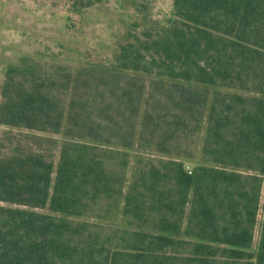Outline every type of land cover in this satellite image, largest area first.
<instances>
[{
	"label": "trees",
	"instance_id": "16d2710c",
	"mask_svg": "<svg viewBox=\"0 0 264 264\" xmlns=\"http://www.w3.org/2000/svg\"><path fill=\"white\" fill-rule=\"evenodd\" d=\"M146 77L182 121L206 119L209 164L196 181L178 164L167 189L153 167L123 192L107 162L125 166L127 153L106 146L132 145ZM70 90L54 162L47 134L61 130L60 97ZM0 96V126L29 132L0 142V264H264V216L256 251L248 249L264 173V0H172L167 23L121 45L110 65L73 78L24 57L6 67ZM157 109H144L139 141L157 133ZM120 197L125 216L156 212L154 229L79 219L98 199Z\"/></svg>",
	"mask_w": 264,
	"mask_h": 264
},
{
	"label": "rangeland",
	"instance_id": "374dc122",
	"mask_svg": "<svg viewBox=\"0 0 264 264\" xmlns=\"http://www.w3.org/2000/svg\"><path fill=\"white\" fill-rule=\"evenodd\" d=\"M172 15V0H91L85 8L74 9L68 0H0V83L7 66L16 64L27 57L44 68L62 65L73 78L83 75L84 70L108 66L113 62L121 45L145 32L155 33L163 27ZM226 92L225 89L221 90ZM233 91L230 89V92ZM69 92L61 95L65 109L59 133L47 134L56 141L49 150L50 158L56 162L59 145L66 138ZM213 90H210L211 99ZM241 93V92H240ZM2 100L0 96V101ZM209 105V102H208ZM207 105V107H208ZM146 107H157L160 127L153 137L139 141L140 120ZM178 112L166 103L159 102L152 90L149 77L136 118L135 136L131 146L121 148L110 144V148L127 153L125 166H118L119 158L108 160L109 167L116 169L123 177V192L127 191L139 176L150 168H156L165 175L164 187L172 185L171 175L178 164L191 172L195 181L198 169L209 164L202 156L201 148L205 133L206 119L182 121ZM206 112L204 113V115ZM11 136L25 141L26 130L0 126V142L6 143ZM36 135L44 134L34 132ZM7 147V144H4ZM45 147V146H43ZM253 174L254 171L243 174ZM260 178L258 210L252 227L253 238L250 251H256L264 216V173ZM190 199V194H189ZM122 197L119 199H98L89 205L80 220L103 226H123L132 229L153 230L159 215L151 212L144 218L134 219L121 213ZM189 202L180 213V225L186 224ZM173 219V218H171ZM221 264H230V261ZM233 264H241L235 262Z\"/></svg>",
	"mask_w": 264,
	"mask_h": 264
}]
</instances>
